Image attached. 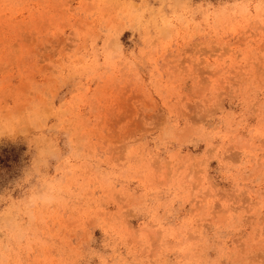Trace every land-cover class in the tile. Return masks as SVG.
Here are the masks:
<instances>
[{"label":"rangeland","instance_id":"rangeland-1","mask_svg":"<svg viewBox=\"0 0 264 264\" xmlns=\"http://www.w3.org/2000/svg\"><path fill=\"white\" fill-rule=\"evenodd\" d=\"M0 262L264 264V0H0Z\"/></svg>","mask_w":264,"mask_h":264},{"label":"clouds","instance_id":"clouds-1","mask_svg":"<svg viewBox=\"0 0 264 264\" xmlns=\"http://www.w3.org/2000/svg\"><path fill=\"white\" fill-rule=\"evenodd\" d=\"M35 198L34 197H27L24 201H23V205L26 207H34L35 206ZM0 264H2V262H0Z\"/></svg>","mask_w":264,"mask_h":264}]
</instances>
